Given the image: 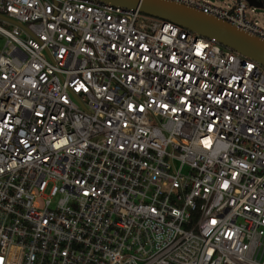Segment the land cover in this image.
I'll list each match as a JSON object with an SVG mask.
<instances>
[{"label": "built area", "instance_id": "2783aa9c", "mask_svg": "<svg viewBox=\"0 0 264 264\" xmlns=\"http://www.w3.org/2000/svg\"><path fill=\"white\" fill-rule=\"evenodd\" d=\"M0 13V264H264V65L96 0Z\"/></svg>", "mask_w": 264, "mask_h": 264}, {"label": "water", "instance_id": "95a60500", "mask_svg": "<svg viewBox=\"0 0 264 264\" xmlns=\"http://www.w3.org/2000/svg\"><path fill=\"white\" fill-rule=\"evenodd\" d=\"M113 5L139 9L148 15L170 20L185 28L207 37H215L223 45L235 49L264 65V40L252 35L233 24L209 15L184 3L174 0H96ZM240 1V0H236ZM250 6H262L261 0H246ZM0 18L10 20L20 26L23 24L7 18L0 13Z\"/></svg>", "mask_w": 264, "mask_h": 264}, {"label": "rangeland", "instance_id": "374dc122", "mask_svg": "<svg viewBox=\"0 0 264 264\" xmlns=\"http://www.w3.org/2000/svg\"><path fill=\"white\" fill-rule=\"evenodd\" d=\"M206 2H209L213 5L219 6L221 8H228L233 5L235 0H204ZM254 11L249 12V18L253 21L257 22L259 25L264 26V5L260 7H253ZM4 43V39L0 38V48L2 47Z\"/></svg>", "mask_w": 264, "mask_h": 264}, {"label": "trees", "instance_id": "16d2710c", "mask_svg": "<svg viewBox=\"0 0 264 264\" xmlns=\"http://www.w3.org/2000/svg\"><path fill=\"white\" fill-rule=\"evenodd\" d=\"M262 4L264 5V0H261Z\"/></svg>", "mask_w": 264, "mask_h": 264}]
</instances>
